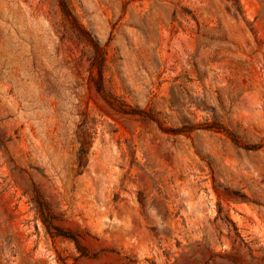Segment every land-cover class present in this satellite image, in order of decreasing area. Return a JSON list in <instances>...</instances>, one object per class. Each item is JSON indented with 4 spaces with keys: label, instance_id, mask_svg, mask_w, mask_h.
<instances>
[{
    "label": "rangeland",
    "instance_id": "1",
    "mask_svg": "<svg viewBox=\"0 0 264 264\" xmlns=\"http://www.w3.org/2000/svg\"><path fill=\"white\" fill-rule=\"evenodd\" d=\"M0 264H264V0H0Z\"/></svg>",
    "mask_w": 264,
    "mask_h": 264
}]
</instances>
